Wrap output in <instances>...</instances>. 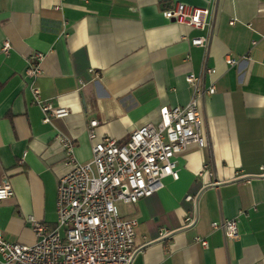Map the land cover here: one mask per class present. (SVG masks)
<instances>
[{
  "label": "crops",
  "instance_id": "crops-1",
  "mask_svg": "<svg viewBox=\"0 0 264 264\" xmlns=\"http://www.w3.org/2000/svg\"><path fill=\"white\" fill-rule=\"evenodd\" d=\"M178 2L209 8L206 29L163 15ZM263 34L264 0H0V46L11 43L8 55L0 51V182L14 189L0 202V235L33 244L30 215L56 223L58 180L69 170L59 136L89 161L90 121L99 138L125 142L158 122L162 107L187 104L194 73L216 88L201 102L207 143L177 155L178 179L164 178L162 189L123 209L138 220L128 264H264V176L227 182L264 174ZM199 36L206 47L192 44ZM36 51L45 56L31 78ZM33 87L70 114L44 122ZM229 219H238L237 239L223 230Z\"/></svg>",
  "mask_w": 264,
  "mask_h": 264
},
{
  "label": "built area",
  "instance_id": "built-area-1",
  "mask_svg": "<svg viewBox=\"0 0 264 264\" xmlns=\"http://www.w3.org/2000/svg\"><path fill=\"white\" fill-rule=\"evenodd\" d=\"M209 14L207 7L183 2L163 11V15L175 23L202 30L208 25ZM191 42L206 47L207 37H193ZM10 49L9 40L0 46V51L6 55ZM44 56L40 51L32 55L27 67L31 78L40 75ZM226 61L230 65L238 63L231 57ZM186 80L193 88L190 101L185 105L162 107L158 122H148L134 129L125 142L111 135L99 138L95 129L98 121H90L88 135L94 144L89 161L76 159L74 141L59 136L69 170L58 180L57 221L51 225L30 215L28 221L36 236L33 244L14 243L0 235V262L128 264L134 251L138 220L123 216L117 203H137L162 189L164 178L178 179L177 155L191 143L200 147L207 143L201 102L204 95L214 94L216 88L214 85L204 88L201 77L194 73H189ZM32 94L33 102L44 114V122L70 114L67 107L54 106L44 99L39 88L33 87ZM13 195L11 181L3 179L0 182V202ZM187 199L192 200L193 196L188 195ZM186 221L190 223L192 217L188 216ZM219 226L218 222L213 223L214 228ZM222 227L229 239L239 237L238 219H229ZM196 241L204 247L209 245L206 238L197 237Z\"/></svg>",
  "mask_w": 264,
  "mask_h": 264
},
{
  "label": "water",
  "instance_id": "water-1",
  "mask_svg": "<svg viewBox=\"0 0 264 264\" xmlns=\"http://www.w3.org/2000/svg\"><path fill=\"white\" fill-rule=\"evenodd\" d=\"M203 98H205V95L203 96ZM263 176H264V174H261V175H244V176H242V177H239V178H236V179H234V180L227 181V182L238 181V180H244V179L255 178V177H263ZM215 180H216V182H219L217 179H215ZM216 184H222V183H216ZM194 222H195V221H194ZM194 222L191 223V224H190L189 226H187V227H183V228L178 229V230H176V231H172V232H170V233H167V234H165L164 236H162V237H160L159 239H157V241H152V242L155 243V242L163 241V240H165L166 238H168V237H170V236H172V235H174V234H176V233H178V232H180V231H183V230L188 229L189 227L193 226V225H194ZM224 222H225V221H223L222 224H223ZM223 230H224V232H225L224 227H223ZM150 244H152V243H150ZM146 246H147V245H146Z\"/></svg>",
  "mask_w": 264,
  "mask_h": 264
},
{
  "label": "rangeland",
  "instance_id": "rangeland-1",
  "mask_svg": "<svg viewBox=\"0 0 264 264\" xmlns=\"http://www.w3.org/2000/svg\"><path fill=\"white\" fill-rule=\"evenodd\" d=\"M117 205L119 207V210H120L121 214H122V211H123L124 208H127V207L131 206V204H125L123 202H119V203H117Z\"/></svg>",
  "mask_w": 264,
  "mask_h": 264
}]
</instances>
